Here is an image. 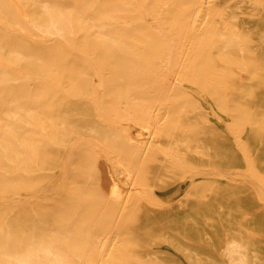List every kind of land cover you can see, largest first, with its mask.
<instances>
[{
    "label": "rangeland",
    "instance_id": "obj_1",
    "mask_svg": "<svg viewBox=\"0 0 264 264\" xmlns=\"http://www.w3.org/2000/svg\"><path fill=\"white\" fill-rule=\"evenodd\" d=\"M244 175L264 0H0V264H264Z\"/></svg>",
    "mask_w": 264,
    "mask_h": 264
},
{
    "label": "bare ground",
    "instance_id": "obj_2",
    "mask_svg": "<svg viewBox=\"0 0 264 264\" xmlns=\"http://www.w3.org/2000/svg\"><path fill=\"white\" fill-rule=\"evenodd\" d=\"M205 1V0H204ZM174 2V1H173ZM202 2V1H201ZM207 2V1H206ZM205 3V2H204ZM199 4V3H198ZM206 5H210V4H207L206 3ZM166 7V6H165ZM199 8V7H198ZM211 8V7H210ZM201 7H200V11H201ZM140 10V9H139ZM141 11H142V9H141ZM197 13V12H196ZM200 13V12H199ZM205 13V12H204ZM195 16V15H194ZM194 18V17H193ZM198 18H199V16H198ZM204 19V18H203ZM199 20V19H198ZM198 22V21H197ZM121 24H123V23H121ZM191 24V23H190ZM198 24V23H197ZM200 24V23H199ZM130 25V24H129ZM202 25V24H201ZM194 26H196V24L194 25ZM35 27V26H34ZM201 27V26H200ZM154 28V27H153ZM197 28H199V27H197ZM194 30H195V28H193ZM200 29V28H199ZM204 31H206V30H204ZM201 32V31H200ZM22 34H24V33H22ZM172 35V34H171ZM52 38V37H51ZM50 39V38H49ZM58 39V38H57ZM59 39H60V37H59ZM55 41H57V40H55ZM59 41V40H58ZM54 42V41H53ZM166 45H168V47L167 48H169V44H166ZM71 47V46H70ZM76 48V47H75ZM175 48V47H174ZM203 48V47H202ZM79 52V51H78ZM199 52V51H198ZM86 53V52H85ZM84 53V54H85ZM191 53V52H190ZM201 53V52H200ZM206 53V52H205ZM204 53V54H205ZM186 54V53H185ZM188 54V53H187ZM194 54V53H193ZM88 55H89V53H88ZM195 55H196V53H195ZM199 55V54H198ZM90 56V55H89ZM94 57H95V55H93ZM185 56H187L188 57V55H185ZM203 57V56H202ZM86 58V57H85ZM164 58V57H163ZM192 58H193V55H192ZM200 59H201V57H199ZM181 59V58H180ZM191 59V58H190ZM170 60V59H169ZM185 61H186V58H185ZM205 61V60H204ZM169 62V61H168ZM196 62H198V61H196ZM91 65H92V63H91ZM169 65H170V63H169ZM193 65V64H192ZM96 66V65H95ZM184 66V65H183ZM93 67V66H92ZM166 67V66H165ZM170 67V66H169ZM185 67V66H184ZM195 67V66H194ZM244 67V66H243ZM177 68V67H176ZM187 69V68H186ZM163 70V69H162ZM168 70H170V68L168 69ZM184 70V69H183ZM187 71V70H186ZM188 71H189V69H188ZM155 72H156V70H155ZM155 72H153V73H155ZM164 72V71H163ZM173 72V71H172ZM171 72V73H172ZM174 72H175V70H174ZM145 73V72H144ZM157 73H158V71H157ZM157 73H155V74H157ZM179 73V72H178ZM199 73V72H198ZM197 73V74H198ZM201 73V72H200ZM101 74V73H100ZM164 74H165V72H164ZM202 74H203V72H202ZM204 74H206V73H204ZM177 75V74H176ZM213 75V74H212ZM157 76V75H156ZM155 76V77H156ZM174 77V76H173ZM38 78V77H37ZM157 78V77H156ZM30 79V78H29ZM159 79V78H158ZM180 79V78H179ZM160 80V79H159ZM163 80V79H162ZM167 80V79H166ZM137 81V80H136ZM165 81V80H164ZM210 81V80H209ZM102 82V81H101ZM213 82V81H212ZM103 83V82H102ZM165 83V82H164ZM216 83H218V82H216ZM219 84V83H218ZM217 85V84H216ZM220 85H222V84H220ZM226 85V84H225ZM101 86V85H100ZM176 87H178V86H176ZM173 89V88H172ZM181 89V88H180ZM158 90V89H157ZM169 92V91H168ZM171 92H172V90H171ZM170 92V93H171ZM148 93V92H147ZM150 93V92H149ZM127 94V93H126ZM129 94V93H128ZM153 94V93H152ZM100 95V94H99ZM87 98V97H86ZM99 99H100V96H99ZM54 100V99H53ZM102 100V99H101ZM176 100V99H175ZM103 101V100H102ZM102 101H101V103H102ZM100 102V101H99ZM161 109V108H160ZM162 111V110H161ZM155 113V112H154ZM158 113V112H157ZM160 113V112H159ZM158 113V114H159ZM161 115V114H160ZM159 116V115H158ZM157 116V118H159ZM162 117V116H161ZM165 118H166V116H165ZM145 119V118H144ZM110 120V119H109ZM165 120V119H164ZM116 121V120H115ZM126 122V121H125ZM132 122V121H131ZM117 123H119V122H117ZM166 125H167V123H165ZM170 124V123H169ZM161 126H164V125H162V124H160ZM114 127H116V126H114ZM122 129V128H121ZM188 131V130H187ZM235 131V130H234ZM190 132V131H189ZM229 132V131H228ZM126 133H128V132H126ZM234 134H236V133H234ZM236 141H237V139H235ZM76 142V141H75ZM238 142V141H237ZM243 145V144H242ZM75 146V145H74ZM241 146V145H240ZM150 149V148H149ZM246 153H247V151H246ZM248 154V153H247ZM145 157V156H144ZM148 157V156H147ZM248 157H249V155H248ZM246 158V157H245ZM248 160H247V158H246V162H247ZM250 162V161H249ZM108 163V162H107ZM252 163V162H251ZM109 165V164H108ZM107 165V166H108ZM181 165V164H180ZM181 167V166H180ZM253 167V166H252ZM248 169H249V167L247 168V171H248ZM185 170V169H184ZM253 170V169H252ZM255 171V170H254ZM214 173V172H213ZM216 173V172H215ZM224 173V172H223ZM207 174V173H206ZM212 174V173H211ZM217 174V173H216ZM225 174V173H224ZM199 175H201L200 173H199ZM226 175V174H225ZM227 175H228V173H227ZM226 175V176H227ZM231 175V174H230ZM243 175V174H242ZM241 176V175H240ZM189 177V176H188ZM243 178L248 182V183H250L255 189H257V190H260L261 191V196H263L264 197V190H262V187L260 188V186H259V183H258V181H256L254 178H252V176H249V175H244L243 176ZM185 180V179H184ZM239 180V179H238ZM243 180V179H242ZM112 184V182L110 183V185ZM114 184V183H113ZM112 184V185H113ZM199 184V183H198ZM197 185V184H196ZM103 187H106V189H108V181H106V180H104L103 181ZM112 187V186H111ZM110 187V188H111ZM114 189V188H113ZM196 189V188H195ZM194 189V190H195ZM197 189H198V187H197ZM116 190V189H115ZM114 190V191H115ZM193 190V189H192ZM263 191V192H262ZM118 192V191H117ZM116 192V193H117ZM112 193H114V192H112ZM111 193V194H112ZM258 194H260V193H258ZM41 196V195H40ZM115 196V195H114ZM131 196V195H130ZM189 196V195H188ZM258 196V195H257ZM116 197V196H115ZM114 197V198H115ZM118 197V196H117ZM119 197H120V195H119ZM122 198H123V196H122ZM261 198V197H260ZM1 200H2V198H1ZM9 200V199H8ZM32 200V199H31ZM34 200V199H33ZM90 200H93V199H90ZM113 200V199H112ZM119 200V199H118ZM117 199H116V201H118ZM131 200V199H130ZM259 200H261V199H259ZM264 200V199H263ZM3 201H6V200H3ZM114 201H115V199H114ZM129 201V200H128ZM127 201V202H128ZM32 202V201H31ZM123 202V201H122ZM130 202V201H129ZM263 202V201H262ZM27 203V202H26ZM1 204V203H0ZM116 204V203H115ZM126 206H128V205H126ZM119 207H120V205H119ZM121 208H122V206H121ZM156 208H158V207H156ZM120 210V209H119ZM123 210V209H122ZM127 212V211H126ZM119 213V212H118ZM119 218V217H118ZM115 219H116V217H115ZM26 221H28V220H26ZM61 221V220H60ZM116 221V220H115ZM118 221V220H117ZM52 225V224H51ZM112 240V239H111ZM58 241V240H57ZM79 241V240H78ZM107 241V240H106ZM109 241V240H108ZM110 242V241H109ZM56 243V242H55ZM107 243V242H106ZM112 243V242H111ZM119 244V243H118ZM106 245V244H105ZM111 246H112V244H111ZM104 247V246H103ZM116 247H118V245L116 246ZM115 246H114V249L116 248ZM103 249V248H102ZM111 249H112V247H111ZM118 249V248H117ZM117 249H115L114 250V252L116 253V250ZM240 246H238V245H233V247L230 249L231 250V252L234 254V253H238L239 255L241 254V252H240ZM45 250V249H44ZM119 250H120V248H119ZM119 252V251H118ZM110 253V252H109ZM40 254V253H39ZM55 254V253H54ZM105 255V254H104ZM233 257V256H232ZM50 258V257H49ZM11 259V261L12 262H15V264H22V263H20V261L18 260V258H16V257H11L10 258ZM89 261V260H88ZM103 261V260H102ZM58 262V261H57ZM99 262V261H98ZM92 263V262H91ZM231 263L232 264H246V262H245V259H244V257L242 256V255H240L239 256V259H238V261L236 260V259H234V258H232V260H231Z\"/></svg>",
    "mask_w": 264,
    "mask_h": 264
}]
</instances>
